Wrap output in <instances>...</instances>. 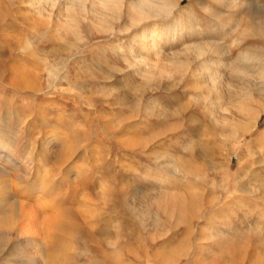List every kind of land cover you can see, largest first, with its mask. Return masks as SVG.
Listing matches in <instances>:
<instances>
[{"label": "rangeland", "instance_id": "374dc122", "mask_svg": "<svg viewBox=\"0 0 264 264\" xmlns=\"http://www.w3.org/2000/svg\"><path fill=\"white\" fill-rule=\"evenodd\" d=\"M263 53L264 0H0V173L73 223L38 264H264Z\"/></svg>", "mask_w": 264, "mask_h": 264}, {"label": "bare ground", "instance_id": "6f19581e", "mask_svg": "<svg viewBox=\"0 0 264 264\" xmlns=\"http://www.w3.org/2000/svg\"><path fill=\"white\" fill-rule=\"evenodd\" d=\"M224 30L225 27L222 25L221 32ZM261 62L264 65V53ZM259 78L261 91L264 93L262 69ZM43 148L46 152L38 158L39 165L46 163L47 157L53 154L52 141L46 140ZM66 214L59 212L54 216L40 219L35 209L25 208L13 201L6 181L0 173V253L5 252L6 257V261L0 264H38L40 263L38 261L46 259L48 254H56L55 248L53 249L56 234L58 232L68 234V229L73 225ZM8 244L13 247L11 251L6 248Z\"/></svg>", "mask_w": 264, "mask_h": 264}]
</instances>
